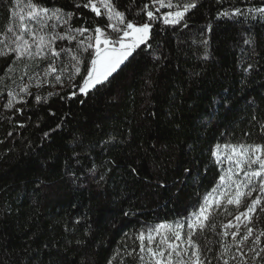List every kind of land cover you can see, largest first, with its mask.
I'll use <instances>...</instances> for the list:
<instances>
[{"label": "trees", "instance_id": "1", "mask_svg": "<svg viewBox=\"0 0 264 264\" xmlns=\"http://www.w3.org/2000/svg\"><path fill=\"white\" fill-rule=\"evenodd\" d=\"M77 2L87 0H45L74 12V27L107 24ZM112 2L136 24L154 11L151 0ZM261 3L196 0L181 24L153 22L151 49L86 95L49 78L6 108L5 85L16 84L5 75L11 57H0V264H138L126 253L139 232L183 221L218 181L213 145L264 144V17L246 11ZM237 7L246 14L217 15ZM12 9L0 0V30ZM22 67L13 65L17 83ZM219 223L210 216L194 237L210 256L236 248ZM255 226L264 231V210Z\"/></svg>", "mask_w": 264, "mask_h": 264}, {"label": "snow or ice", "instance_id": "2", "mask_svg": "<svg viewBox=\"0 0 264 264\" xmlns=\"http://www.w3.org/2000/svg\"><path fill=\"white\" fill-rule=\"evenodd\" d=\"M8 2L13 5L9 15L14 18L15 22L8 23L3 30H0V57H11L12 59L5 72V75L12 79V83L16 84V88L5 85L8 90L4 107L9 109L16 104H26L25 96L33 95L29 90L33 82L40 87L42 84L49 83V78L58 84H63L66 78L73 89H78L85 95L93 90L99 91L100 88L110 84L115 75L131 63L135 55L151 49L149 41L153 22L162 21L164 25L169 26L179 25L189 9L197 6L196 0H192L191 3L184 4L182 10L161 13L162 8L172 9L174 7L171 0L167 2L166 0H151L155 10L146 12V22L136 24L132 20L126 22L125 14L117 10L112 0H98V3L97 0H87L83 4L77 2L75 5L77 9L81 7L90 9L97 17L102 15L101 9H104L108 23L103 28L97 25L93 30L83 25L74 27L71 23L74 12L60 7H49L45 0H23L26 10L21 8L19 12L16 9L20 7L21 0H8ZM148 7V4L143 6L145 10ZM246 11L264 17V0L261 6H254ZM245 14V11L237 7L231 12L224 10L217 15L234 17ZM184 27H187V24H184ZM57 41H67V45L58 46ZM73 42H75V48L72 47ZM244 43H249V41L245 40ZM16 64L23 66L18 83L17 78L11 75L15 71L13 65ZM252 67L249 64L244 71L248 72ZM77 77H80L79 84L73 83ZM0 83H3V78H0ZM53 94L49 92L48 96ZM69 95L70 97L75 96L76 92L73 91ZM35 100L39 102L41 97L36 95ZM15 110L16 112L23 111L21 108ZM20 127H23V124ZM210 155L217 165L226 163V171L218 176L219 183L197 205L192 206L193 211L183 218V222L176 221L172 224L165 222L155 226H146L145 231L139 232L136 237L139 241L138 248L133 247L126 253L127 256H135L138 264H213L214 261L216 264H221V262L229 264V259L225 258L228 252L227 246L218 255L210 256L209 253L213 249L209 243L205 242L201 247L194 237L197 236V230L203 233L209 220V210L213 204L220 207V198H226L228 205H238L240 198L244 195L251 196L257 191L264 194V144L217 143L213 145ZM95 168L96 165L93 164L89 171H94ZM100 179L102 180L103 176ZM221 187L223 190L219 191L217 196L216 193ZM233 192L235 198L232 197ZM261 199L262 196L257 195L251 200L245 212L237 215L235 219L240 221L242 216L248 218L249 213L255 212V206L260 203ZM248 222L251 223L250 219ZM185 227L187 228L186 233L184 232ZM212 227L214 228L215 225ZM233 227L236 231L231 232V236L236 244V254L231 259L235 260L237 256L241 258L246 256L240 246L254 236V229L247 227L244 235L237 240L240 224L233 225L230 221L224 225L225 229ZM228 235V231L223 232V236ZM261 237H264V231L254 236L252 245L247 251L252 254L253 260L264 262ZM109 264H112V260ZM243 264H247V261L243 260Z\"/></svg>", "mask_w": 264, "mask_h": 264}, {"label": "rangeland", "instance_id": "3", "mask_svg": "<svg viewBox=\"0 0 264 264\" xmlns=\"http://www.w3.org/2000/svg\"><path fill=\"white\" fill-rule=\"evenodd\" d=\"M166 2H167V0H166ZM97 3H98V0H97ZM21 8H25V10H26L25 4L24 5L20 4V7L17 8L16 11L19 12ZM153 8H154V6H153ZM162 9H164V8H162ZM162 9H160L161 13H164V12H167V11H170V10L176 11V10H173V9H169L167 11H163ZM165 9H168V8L165 7ZM101 11H102V14L106 17V15L104 14V9L103 8L101 9ZM157 15H159V13H157ZM13 22H15L14 18H13ZM161 23H162V21H161ZM60 31H61V29H60ZM108 31L110 32V30H108ZM113 35H115V34L113 33ZM219 167H220V173L226 171V163L222 164V165H219ZM218 183H219V181H217L214 186H216ZM221 190H223L222 187L218 189V191L216 193L217 196L219 194V191H221ZM210 191L211 190H209L207 193H205L202 196L201 200ZM244 191L246 192L247 190H244ZM257 195H261L262 199H261L260 203L257 206H255L256 207L255 212L254 213H249L248 214V218H245L244 216H242L240 221H237L235 219V217L237 215H239L240 213L245 212L247 206L251 203V200L255 199ZM232 197L235 198V193L234 192L232 193ZM263 210H264V194H260L257 191V192H253L251 196H247V195L242 196L240 198V203L238 205L237 204L228 205L226 198H220V207H216L215 204H213L212 207L209 210V213H210L209 217L215 215L216 218L219 219L220 227H222V229L224 231H228V233H229L228 236L230 237V240L232 241L233 244H235L233 242V239H232V236H231V232L236 231V229L234 227L225 229L224 225L228 224L230 221L232 222L233 225H235L237 223L240 224V232H239V235L236 237L237 240H239L240 237L242 235H244V233L246 232L247 227H252L254 229V236L258 235L259 233H258V231L256 229L255 223L258 220V218L260 217V215L263 213ZM249 219H250L251 223L248 222ZM180 222H183V221H180ZM172 223L173 222H169V224H172ZM155 225H157V224H155ZM155 225H153V226H155ZM184 232L185 233L187 232V228L186 227L184 229ZM254 236L250 237L248 242H246V243H244L243 245L240 246L242 251H244L246 253V256L244 258H241V257L237 256V258L235 260L231 259V257L236 254V248H235V250L232 249L231 253H230V250H229V252L226 254V257H225L226 259H229V264H243V260H246L247 264H264V262H261L259 260H253L252 259V254L248 253V251H247L248 248L252 245V239L254 238ZM136 244H137V248H138V246H139V241L138 240H137ZM261 246L264 247L262 239H261ZM235 247H236V244H235ZM133 257L135 258V256H133ZM135 260L138 263V260L136 258H135Z\"/></svg>", "mask_w": 264, "mask_h": 264}]
</instances>
